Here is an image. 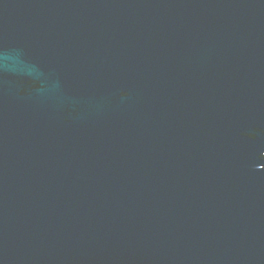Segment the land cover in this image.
Listing matches in <instances>:
<instances>
[{
    "label": "water",
    "instance_id": "1",
    "mask_svg": "<svg viewBox=\"0 0 264 264\" xmlns=\"http://www.w3.org/2000/svg\"><path fill=\"white\" fill-rule=\"evenodd\" d=\"M0 264H264V0H0Z\"/></svg>",
    "mask_w": 264,
    "mask_h": 264
}]
</instances>
